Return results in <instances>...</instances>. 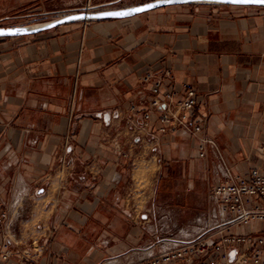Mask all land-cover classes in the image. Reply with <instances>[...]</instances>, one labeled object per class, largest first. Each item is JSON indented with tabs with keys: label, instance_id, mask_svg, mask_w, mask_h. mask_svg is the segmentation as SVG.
<instances>
[{
	"label": "crops",
	"instance_id": "1",
	"mask_svg": "<svg viewBox=\"0 0 264 264\" xmlns=\"http://www.w3.org/2000/svg\"><path fill=\"white\" fill-rule=\"evenodd\" d=\"M152 1L0 0V27ZM167 69L165 89L197 91L204 128L160 134L155 154L159 113L142 77ZM204 137L214 143L200 157ZM148 161L158 168L150 184L139 174ZM254 167L264 170V7L183 3L0 37V185L16 201L10 264H132L187 237H264V222L230 224L212 196Z\"/></svg>",
	"mask_w": 264,
	"mask_h": 264
},
{
	"label": "built area",
	"instance_id": "2",
	"mask_svg": "<svg viewBox=\"0 0 264 264\" xmlns=\"http://www.w3.org/2000/svg\"><path fill=\"white\" fill-rule=\"evenodd\" d=\"M172 77V71L167 69L161 75L148 72L142 77L144 83L150 84L152 92L151 106L159 113V128L150 137L157 143L153 146V153L157 154L159 135L185 129L193 135L203 131L204 122L196 110L200 104V97L195 88L185 84V93L179 97L173 89L164 88V78ZM138 105L132 103L130 109L136 111ZM151 111H144L142 128L149 126ZM107 123L108 117L106 120ZM137 126V125H134ZM133 130H135L133 128ZM207 143L213 144L211 138H202L198 143L199 155H206ZM114 151L118 155L125 154L119 140L114 142ZM161 162V158L157 157ZM64 162V161H63ZM212 196L217 202L218 212L229 213L230 224L249 225L256 221L264 222V170L254 167L246 177H234L216 184L212 189ZM16 201L8 203L0 188V264H10L14 255L12 245L17 243L8 232L12 209ZM174 245L166 246L158 255L132 264H189L201 259L209 251L215 252L214 258L202 264H264V237H254L250 234H235L219 236H196L178 240ZM248 249L244 253L241 249ZM20 257V264H27L25 256Z\"/></svg>",
	"mask_w": 264,
	"mask_h": 264
},
{
	"label": "water",
	"instance_id": "3",
	"mask_svg": "<svg viewBox=\"0 0 264 264\" xmlns=\"http://www.w3.org/2000/svg\"><path fill=\"white\" fill-rule=\"evenodd\" d=\"M183 3H210V4H226V5H239V6H262L264 3H256L253 0H156L149 3L136 5L127 8H115V9H104L99 11H79L70 13L68 15L62 16L60 18L46 21L42 23L14 26V27H0V37H14L22 35H32L44 30L54 28L58 25L74 22V21H88L95 19H108V18H126L135 16L137 14L150 11L153 9L183 4ZM136 9H141L140 11H135ZM117 13H128L127 15H115ZM44 189H41V192Z\"/></svg>",
	"mask_w": 264,
	"mask_h": 264
},
{
	"label": "rangeland",
	"instance_id": "4",
	"mask_svg": "<svg viewBox=\"0 0 264 264\" xmlns=\"http://www.w3.org/2000/svg\"><path fill=\"white\" fill-rule=\"evenodd\" d=\"M42 22H46V21H40V23H42ZM157 169H158L157 168V164L155 162L148 161L145 164H143V167L140 169L139 174L141 175V178L147 179L146 182H144V183H146V184H150L151 183V181L148 179V177H150L151 175H153L157 171ZM42 187H43V189L45 191V186L43 185ZM0 188H1V190H3V188L1 187V185H0ZM55 188H56V186H55ZM44 191H42V193ZM6 201L8 203H10V202H13V199H6ZM13 216H14V214H13V209H12V214H11V218H10V222H9L10 224L12 222ZM22 216L24 218H26L27 213H23Z\"/></svg>",
	"mask_w": 264,
	"mask_h": 264
},
{
	"label": "snow or ice",
	"instance_id": "5",
	"mask_svg": "<svg viewBox=\"0 0 264 264\" xmlns=\"http://www.w3.org/2000/svg\"><path fill=\"white\" fill-rule=\"evenodd\" d=\"M244 2H248V0H244ZM256 3H264V0H253ZM141 9H136L135 11H140ZM128 13H117L115 15H127Z\"/></svg>",
	"mask_w": 264,
	"mask_h": 264
}]
</instances>
